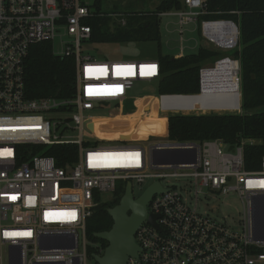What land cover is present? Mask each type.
<instances>
[{
	"label": "built area",
	"instance_id": "1",
	"mask_svg": "<svg viewBox=\"0 0 264 264\" xmlns=\"http://www.w3.org/2000/svg\"><path fill=\"white\" fill-rule=\"evenodd\" d=\"M205 1L183 0L184 9L161 14L177 17L180 43L183 27L197 25L205 14ZM92 15L86 0H0V264H88L95 256L88 255L91 243L85 235L93 210L111 202L120 183L131 184L133 191L147 180V188L158 183L161 192L149 198L146 218L134 235L138 251L126 264H264V217L260 225L255 221L257 210L264 213V156L258 170L244 164V145L253 140L175 142L168 138L167 122L165 139L151 143H146L149 138L162 135L125 140L110 130L107 134L117 138L105 140L88 130L90 123L122 118L113 105L136 83L156 82L160 76L157 60H97L82 52L91 38L86 21ZM220 23L237 31L230 20L202 21L200 31L208 43L222 48L211 38ZM236 31L224 29V49L234 48ZM43 42L51 43L55 56L74 58L70 99L26 97L24 63L30 48ZM206 70L199 73V93ZM105 109L109 117L97 116ZM84 129L96 143L108 145L95 147L83 138ZM62 145L76 146L77 152L63 168L53 156L35 151ZM180 179L193 185L194 204L171 182ZM206 192L239 197L238 229L200 214L198 196ZM103 194L110 198L102 201ZM150 217H156L155 225Z\"/></svg>",
	"mask_w": 264,
	"mask_h": 264
},
{
	"label": "trees",
	"instance_id": "2",
	"mask_svg": "<svg viewBox=\"0 0 264 264\" xmlns=\"http://www.w3.org/2000/svg\"><path fill=\"white\" fill-rule=\"evenodd\" d=\"M90 12L92 17L86 21L90 27L91 38L88 44H126V43H157L160 76L156 81L158 99L152 104L160 111L176 113L186 112H230L241 109L244 115L208 114V115H169L165 119H141L133 124L132 118H113L100 120L87 125L88 130L99 138L112 140L118 138L129 140L165 134L167 122L168 138L175 142L201 143L204 141L221 140L224 143H234L240 139L253 140L244 145V164L248 170H258L261 158L264 156V110L249 114L247 112L264 107V0H206L205 14L197 21L199 32L202 21H232L237 27L239 52L234 59L240 64V86L238 94L222 93L202 95L200 91L199 73L202 64L213 59L217 53L205 48L197 52L174 59L161 54V14L184 9L183 0H159L154 10L140 13H125L113 23L112 18L99 16L102 0H92ZM92 10V11H91ZM24 87L26 97L30 99H70L75 91L74 58L57 57L52 53L49 42L33 45L24 63ZM199 93V94H198ZM182 94V95H178ZM177 95V96H176ZM189 95V96H186ZM192 95V96H190ZM141 107H143L141 105ZM149 107L146 105L145 108ZM128 119V120H126ZM140 123V124H139ZM128 126L131 128L127 129ZM157 126V127H156ZM115 127V128H114ZM158 129V131H155ZM111 130V132H110ZM36 152L53 156L56 166L65 167L76 160V146H46L37 147ZM125 185L119 184L111 202L102 203L93 210L86 223L85 235L88 240L96 241L94 234L108 231L112 219L107 210L114 208L124 194ZM102 241V240H101ZM102 251L88 249V255L104 253L106 242L102 241Z\"/></svg>",
	"mask_w": 264,
	"mask_h": 264
},
{
	"label": "rangeland",
	"instance_id": "3",
	"mask_svg": "<svg viewBox=\"0 0 264 264\" xmlns=\"http://www.w3.org/2000/svg\"><path fill=\"white\" fill-rule=\"evenodd\" d=\"M102 1L103 4L98 15L101 17L112 18L109 26L113 27L114 26L113 23H121L119 20L123 17L125 13H140V12L154 10L159 0H102ZM86 2H88L90 6L93 3L92 0H86ZM177 20L178 19L176 16L175 17L161 16V24H160V33L162 35L161 44H160L161 54L169 55L174 59H176L185 55L193 54L197 52L199 48H205L216 52L217 56L214 57L213 59L211 58L210 60L205 61L202 64L201 69L202 68L210 69L215 66L214 64L216 62L226 60L227 58L236 61L238 64V61L235 60L234 57H235V53L241 50V47L238 46L239 34L237 35L236 44L234 48L231 49L219 48L213 45L212 43H208L203 37L200 28H199L200 33L198 34L197 25L192 24L183 27L184 30L183 31L184 34L182 35L183 41L182 43H180L179 33L177 32L178 31ZM180 46L183 47L181 56L179 55ZM82 49H83L82 52H84L85 54L91 57L96 58L97 60H108V61L153 60L154 61L157 60L158 58L157 43L155 42L126 43V44H112V43L88 44L87 43L82 46ZM54 51L59 52L58 42L55 43ZM238 67L239 69H238L237 77L239 79L240 64H238ZM156 84H157L156 82L136 83L132 89L127 91L125 99L119 100V102L113 105V106H117L121 111L120 114H117V112H115V115L122 116V118H127L128 116H132V115H133L132 117L142 116L146 118H155V120H157L158 117L160 120H162L163 116L168 118V115H178V114L208 115L213 113L220 115H228V114L244 115L241 109L237 110V112L234 113L214 112V111L211 112L196 111L195 113H186V112L178 111L176 113H172V112L161 111L162 112L161 114L157 106L156 111H152L151 110L152 104H155V101L147 97L151 96L152 98H154L155 96H158L156 94ZM178 95H182V94H178ZM141 105L143 107H141ZM146 105H148L149 107L145 108ZM240 106H241V97H240ZM137 109L139 110L137 113H135ZM140 109H145V112H142ZM261 110H264V107H261L260 109H256L253 111H249L247 113L252 114L255 112H260ZM109 113L110 111L105 109L102 113H96V114L97 116L107 118L111 115ZM75 134L76 133H74L73 135ZM82 135L85 140L91 141V143H93L95 147L101 145L104 146L108 145L102 143V141L96 143V141L93 139V136L90 135L85 129ZM163 135L165 134H162L161 137H151L146 143L162 141L165 139ZM130 143L131 141L120 142V144H124V145H129ZM146 143L144 144L146 145ZM150 182L151 180H147L140 187L134 185L132 191L133 198L139 197L147 189V186L150 184ZM171 182L175 183L178 186V188L181 187L184 191V195H183L184 199H186L189 203L194 204V198H193L194 189L192 184H189V182H186L183 179L171 180ZM109 198H110V194H103L101 200L106 201ZM198 198L199 201L197 205V210L200 212V214L206 215L213 220L225 222L230 227L234 229H238V224L242 219V214H241L242 205L239 197H237V195L234 192H230V194L226 196H217L215 194L213 195L209 192H206V196H198ZM88 242L91 243L90 247L92 251L95 252L102 251L99 250L102 249L103 247L101 239L99 240L97 239L96 241L88 240ZM99 256H102V254L99 253ZM88 264H96L92 256L89 257Z\"/></svg>",
	"mask_w": 264,
	"mask_h": 264
},
{
	"label": "water",
	"instance_id": "4",
	"mask_svg": "<svg viewBox=\"0 0 264 264\" xmlns=\"http://www.w3.org/2000/svg\"><path fill=\"white\" fill-rule=\"evenodd\" d=\"M229 147V150L233 149L232 146ZM156 192H161L158 183L152 184L134 199L131 184H127L119 203L107 210L108 216L112 219L111 228L94 234L96 239H101L107 244L102 256H92L96 264H126L129 258L136 255L138 250L134 241L135 231L145 220V207L151 195ZM256 213L255 221L260 225L264 213L260 209ZM155 219L156 217H150L148 221L155 225Z\"/></svg>",
	"mask_w": 264,
	"mask_h": 264
},
{
	"label": "bare ground",
	"instance_id": "5",
	"mask_svg": "<svg viewBox=\"0 0 264 264\" xmlns=\"http://www.w3.org/2000/svg\"><path fill=\"white\" fill-rule=\"evenodd\" d=\"M236 31L235 28L230 24H216L211 30V38L215 43L224 47L225 42L223 41L224 29ZM224 28V29H223ZM237 35V31H236ZM215 66L204 71L202 74V95L211 94H222V93H239V80L237 78L238 74V64L236 61L227 58L220 63H215Z\"/></svg>",
	"mask_w": 264,
	"mask_h": 264
},
{
	"label": "flooded vegetation",
	"instance_id": "6",
	"mask_svg": "<svg viewBox=\"0 0 264 264\" xmlns=\"http://www.w3.org/2000/svg\"><path fill=\"white\" fill-rule=\"evenodd\" d=\"M135 199V198H134ZM146 211H147V206L145 207V214H146ZM130 213H128V215H129Z\"/></svg>",
	"mask_w": 264,
	"mask_h": 264
},
{
	"label": "crops",
	"instance_id": "7",
	"mask_svg": "<svg viewBox=\"0 0 264 264\" xmlns=\"http://www.w3.org/2000/svg\"><path fill=\"white\" fill-rule=\"evenodd\" d=\"M155 6V5H154ZM159 98V97H158Z\"/></svg>",
	"mask_w": 264,
	"mask_h": 264
}]
</instances>
